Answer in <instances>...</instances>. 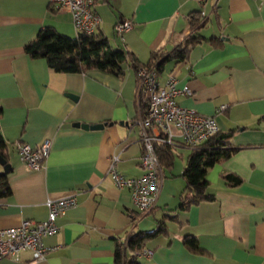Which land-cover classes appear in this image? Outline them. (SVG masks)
Masks as SVG:
<instances>
[{
  "label": "crops",
  "instance_id": "crops-1",
  "mask_svg": "<svg viewBox=\"0 0 264 264\" xmlns=\"http://www.w3.org/2000/svg\"><path fill=\"white\" fill-rule=\"evenodd\" d=\"M48 1L0 0V133L11 163L6 175L12 189L0 198V229L19 227L22 220L43 221L49 198L74 193L77 201L57 217L56 234L43 239L50 248L44 261H32L31 251L24 250L17 259L3 257L0 264H114L117 243L133 230L154 228L168 210L178 220L165 223L169 235L146 243L152 254L139 256L141 264H264V0L94 1L101 21L95 32L141 63L149 61L152 51L168 52L191 34L193 12H204L200 34L222 43L201 40L187 59L166 60L158 80L164 84L174 75L179 86L188 85L192 94L178 96V104L215 117L219 130L231 132L230 140L241 150L208 171L215 200L180 211L186 184L180 175L189 150L181 143L170 148L177 156L171 169L162 168L156 208L138 219L133 218L139 210L132 194L116 188L108 170L115 155V169L124 177L145 172L137 71L126 66L122 76L98 70L63 73L49 69L44 58H31L24 45L43 27L78 35L71 12ZM122 20L133 22L124 42L113 31ZM76 122L106 124L89 130ZM44 139L51 141L45 163L37 170L28 168L15 143L34 147ZM224 173L243 181L229 188ZM148 215L154 220L147 221ZM186 234L195 236L209 255L188 252L181 242Z\"/></svg>",
  "mask_w": 264,
  "mask_h": 264
},
{
  "label": "built area",
  "instance_id": "built-area-1",
  "mask_svg": "<svg viewBox=\"0 0 264 264\" xmlns=\"http://www.w3.org/2000/svg\"><path fill=\"white\" fill-rule=\"evenodd\" d=\"M95 0H49L56 9H66L72 16L73 27L77 33L91 34L101 24L100 16L92 8ZM202 3L204 0H194ZM200 15L204 17V12ZM133 22L122 20L113 26L116 37L124 42V36L132 28ZM158 70L153 66L138 68L136 74V94L144 95L146 109L137 117L140 138L145 144L142 153L141 165L145 169L142 176L126 178L115 169V163L119 157L112 155L109 163V175L116 188H127L133 196V204L139 212L149 213L156 208L155 204L160 197V189L163 183L161 178L162 168L159 158L154 151V141L163 143L168 148L184 144L187 147L197 146L218 133L220 130L213 116L201 115L194 108L184 107L176 101L178 96L191 95L188 85L179 86V80L174 75H169L162 84L158 80ZM225 105L217 109L221 111ZM178 130L179 133H176ZM50 139H44L40 145L32 147L27 143L16 142L15 147L21 161L27 163L28 168L37 170L44 163L51 150ZM74 193L62 196L58 199H47L48 214L43 221L22 220L19 227L0 229V260L3 257L12 256L17 259L20 252L31 251L32 261H44L50 248L44 246L43 239L56 234L59 229L56 219L67 210L76 205ZM130 234L121 239L122 251L128 249L127 240ZM137 256H147L152 251L147 247L138 251Z\"/></svg>",
  "mask_w": 264,
  "mask_h": 264
},
{
  "label": "trees",
  "instance_id": "trees-1",
  "mask_svg": "<svg viewBox=\"0 0 264 264\" xmlns=\"http://www.w3.org/2000/svg\"><path fill=\"white\" fill-rule=\"evenodd\" d=\"M190 29L192 33L183 39L177 46L170 51H152L149 61L141 63L131 51L115 48L111 45L109 39L102 32H93L91 34L77 33V36H68L60 34L53 26H46L37 32V37L24 45L26 53L31 58H44L48 62V67L55 72L63 73H82L86 74L91 70H98L111 73L115 76H122L125 73L126 66H132L136 71L143 66H153L159 71L162 70L166 60L174 59L176 62L183 61L189 57L190 48L201 40H208L215 44L221 41L211 36L206 38L200 34L205 19L200 16V12H193L189 15ZM144 95L138 97L140 111L146 109V100ZM2 110L0 107V116ZM231 138V132H222L214 134L203 143L187 147L188 154L185 159V170L181 173L186 184L180 196L178 208L180 211H188L193 206L201 202H210L215 200L216 194L209 190L210 181L207 179V173L217 163H222L234 155L239 146H235ZM154 151L159 158V164L163 171L171 169L176 156L168 146L158 141H154ZM8 150L4 142V137L0 133V155L8 161ZM224 183L230 187L238 186L242 183V178L233 173L221 174ZM11 187L7 182V175H0V198L6 197L11 193ZM155 209V208H154ZM153 209V210H154ZM151 210L150 213L153 211ZM137 211L133 215L134 219L143 217ZM169 220H178L175 213L170 210L162 214L161 219L156 222V226L150 230H133L128 236V249L123 253L121 241L117 243L115 249L114 264H141L137 252L146 247V243L158 235H169L166 222ZM181 242L184 248L191 254L208 256L205 250L201 249L197 238L186 234L182 236Z\"/></svg>",
  "mask_w": 264,
  "mask_h": 264
},
{
  "label": "water",
  "instance_id": "water-1",
  "mask_svg": "<svg viewBox=\"0 0 264 264\" xmlns=\"http://www.w3.org/2000/svg\"><path fill=\"white\" fill-rule=\"evenodd\" d=\"M68 96L73 97L72 94L68 93ZM75 98V97H73ZM106 123H98V124H92L89 126V123H81L76 122L75 125L77 127H82L84 129H100L104 126ZM0 164L2 165V170L0 171V175H6L10 169H11V163L7 162L1 155H0Z\"/></svg>",
  "mask_w": 264,
  "mask_h": 264
},
{
  "label": "rangeland",
  "instance_id": "rangeland-1",
  "mask_svg": "<svg viewBox=\"0 0 264 264\" xmlns=\"http://www.w3.org/2000/svg\"><path fill=\"white\" fill-rule=\"evenodd\" d=\"M179 159H181V158H179ZM179 159L177 158L176 161L179 162V161H180ZM155 215H156V217H157V216H160V213H156ZM153 217H155V216H153V215L145 216V218L147 219V221H150V220L152 221V220H154Z\"/></svg>",
  "mask_w": 264,
  "mask_h": 264
}]
</instances>
